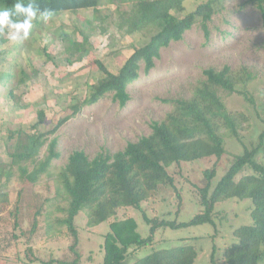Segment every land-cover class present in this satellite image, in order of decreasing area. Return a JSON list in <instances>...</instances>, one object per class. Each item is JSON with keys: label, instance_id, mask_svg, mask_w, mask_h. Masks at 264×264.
I'll list each match as a JSON object with an SVG mask.
<instances>
[{"label": "rangeland", "instance_id": "374dc122", "mask_svg": "<svg viewBox=\"0 0 264 264\" xmlns=\"http://www.w3.org/2000/svg\"><path fill=\"white\" fill-rule=\"evenodd\" d=\"M205 1L185 0V12L172 13L182 17ZM117 3L106 1L97 13L87 10L56 14L47 23L39 18V25L33 24L28 40L17 44L8 41L0 49V73L12 74L15 79L11 86L16 85L14 97L5 95L0 87V264H43L52 257L72 259L68 250L72 238L65 227L58 225V220L64 217L61 209L67 202L57 175L69 155L81 150L92 159L102 149L114 154L128 142L150 135L151 123L164 120L172 111V106L162 100L191 97L194 87L204 79L205 69L220 70L228 65L236 70L247 66L254 72L256 79L247 87L254 106L238 94L220 92L227 111L246 114L250 123L240 132L241 141L225 139L226 155L221 160L212 157L170 167L181 202L173 188L161 187L143 204L147 216L188 222L202 211L197 189L204 185L205 170L216 165L212 182L215 186L244 147L258 144L264 129V29L260 14L250 0H224V9L208 24L209 40H205L198 23L185 33L182 41L162 49L154 69L148 75L141 71L140 78L128 86L131 100L125 108L121 109L108 95L97 104L84 107L51 136L50 139L58 137L60 158L53 161L49 176L43 175L30 186L20 169L27 167L31 171L34 162L44 158L48 144L40 149L36 161L14 163L11 154L18 139L13 134L33 133L40 110L45 112V122L38 134L52 130L61 119L72 115V106L83 101L89 86L101 78L97 61L115 73L149 39V31L127 34L119 27ZM130 6L131 2L127 1L123 8ZM61 32L69 33L78 42L83 40L80 32L89 37V52L82 61L73 64L66 61V44L59 39ZM21 80L25 83H20ZM258 160L264 164V151ZM251 207L250 200L219 203L215 208V226L159 230L152 247L131 254L123 264H133L154 250L186 243L198 250L195 264H210L213 248L216 258H221L224 249L236 242L234 229L252 224ZM37 208L41 210L38 231L30 237ZM118 212V219L132 217L137 222L138 233L143 238L149 236V226L139 211L125 208ZM112 221L113 218L88 228L85 212L75 218L81 264H102L101 246Z\"/></svg>", "mask_w": 264, "mask_h": 264}, {"label": "trees", "instance_id": "16d2710c", "mask_svg": "<svg viewBox=\"0 0 264 264\" xmlns=\"http://www.w3.org/2000/svg\"><path fill=\"white\" fill-rule=\"evenodd\" d=\"M106 1L118 2L120 28H124L127 34L149 31V39L145 45L135 49L115 73L97 61L101 78L89 86L83 101L72 106V115L61 119L52 130L38 134L37 130L45 122V112L40 110L37 123L32 127L33 133L16 131L13 134L12 137L18 139L11 154L14 163L36 161L40 149L48 144L44 158L34 162L31 171L27 167L20 169L30 186L35 185L43 175H50L53 161L60 158L58 137H50L70 118L108 95L121 109L125 108L131 100L128 86L140 78L141 71L148 75L154 69L162 49L182 41L185 33L198 23L208 41L211 34L208 24L224 9V0H206L191 12L177 17L172 12L184 13L185 0H31L41 10H51L53 16L87 10L97 13ZM127 1L131 2V6L124 9ZM16 2L0 0V7L10 9ZM22 2L27 4L30 0ZM250 3L259 12L264 29V0H250ZM38 19L33 24L39 25ZM80 33L82 42L75 41L67 32L60 33L59 39L66 44V61L69 64L82 61L89 52V37L84 32ZM7 42L6 37H0V49ZM203 75L204 79L194 87L191 97L162 100L172 106V111L164 120L151 123L150 135L128 142L124 149L114 154L102 149L92 159L81 150L69 155L57 175L67 202L66 207L61 209L64 217L58 220V225L65 227L72 238L68 248L72 259L52 257L46 262L41 261L43 264H81V255L77 251L79 235L75 225V218L81 212L87 215L88 228L97 227L113 218L101 246L102 264H123L131 254L152 247L159 230L205 224L215 226L216 205L232 199L251 201L252 224L234 229L236 242L224 249L221 258H216L213 248L210 264H264V164L258 160L259 154L264 151V129L259 134L258 144L251 148L244 147L215 186L212 182L217 173L216 165L205 170L204 185L197 189L202 211L188 222L149 218L143 209V204L161 187L173 188L181 202L180 191L176 190L175 179L168 169L173 165L212 157L221 160L226 155L225 139L229 137L241 141L240 132L250 123L246 114L227 111L220 92L238 94L254 106L255 101L247 90L248 85L256 79L254 72L247 66L234 70L225 65L220 70L205 69ZM14 79L10 73H0V87L5 95L14 97L16 85L11 86ZM20 83L25 81L21 80ZM262 122L264 124V120ZM125 208L141 213L143 221L149 226L148 237L143 238L138 233L137 222L132 217L117 218L118 211ZM40 215L41 210L37 208L32 218L30 237L38 231ZM197 258L198 250L186 243L170 249L154 250L133 264H195Z\"/></svg>", "mask_w": 264, "mask_h": 264}, {"label": "clouds", "instance_id": "9594fccd", "mask_svg": "<svg viewBox=\"0 0 264 264\" xmlns=\"http://www.w3.org/2000/svg\"><path fill=\"white\" fill-rule=\"evenodd\" d=\"M52 17L51 10H41L31 0L27 4L17 0L10 9L0 7V37L13 44L21 43L29 39L34 20L40 18L47 23Z\"/></svg>", "mask_w": 264, "mask_h": 264}]
</instances>
